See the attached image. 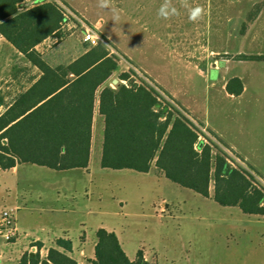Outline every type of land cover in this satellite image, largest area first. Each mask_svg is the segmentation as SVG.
Returning <instances> with one entry per match:
<instances>
[{"label": "trees", "instance_id": "trees-1", "mask_svg": "<svg viewBox=\"0 0 264 264\" xmlns=\"http://www.w3.org/2000/svg\"><path fill=\"white\" fill-rule=\"evenodd\" d=\"M28 1L0 0V36L41 73L12 103L0 96L4 110L0 113V170L23 164L55 171L86 169L96 94L118 71V59L98 46L67 66L50 68L36 47L62 28L64 17L45 1L22 7ZM120 80L132 84L120 85L116 91L105 88L99 95V113L105 121L102 169L148 174L155 162L167 180L184 189L209 198L214 182L218 205L264 216V187L256 177L264 180L258 174L250 168L256 177L233 168L221 152L213 156L210 146L198 142L187 118L171 110L166 100L159 102L151 87L136 84L131 71L122 73ZM227 90L240 95L242 85L232 80ZM96 236L95 260L90 264H148L142 251L130 261L115 234L100 229ZM37 247L36 254L25 253L19 264H78L68 255L72 252L69 241H56L45 260L40 255L42 245Z\"/></svg>", "mask_w": 264, "mask_h": 264}, {"label": "rangeland", "instance_id": "rangeland-1", "mask_svg": "<svg viewBox=\"0 0 264 264\" xmlns=\"http://www.w3.org/2000/svg\"><path fill=\"white\" fill-rule=\"evenodd\" d=\"M39 1L55 5L64 17L62 28L55 33L52 40L48 41L49 46H58L64 40L70 39L77 46H83L84 50L91 49L80 41L82 32H78L75 26L79 24L69 12L78 17L80 15L66 4L67 2L75 5L85 3L88 8V20L92 21L91 23L89 20V24L94 25L93 22H97L100 18L105 20L102 33H107L111 39L113 38L115 46L120 50L118 52L113 49L120 56L113 55L118 59V71L127 70V73L130 71L133 73L132 67L139 69L141 65L152 75L162 73L163 70H165L163 73L165 77L178 74L171 56L157 57L155 50L149 49L147 45L150 42L149 35L183 32L194 35L196 31L204 33L202 30L204 24L201 22L198 24L199 27H196L188 20L187 9L181 7L180 3L176 4V0H172V4L177 7L179 15L168 19L169 21L159 18L156 22L149 19L157 17V9L163 0H114L120 15V19L116 22L113 20L111 11L97 7V0H67V2L66 0H30L22 7H33ZM243 1L245 5L247 0ZM119 2L121 6L116 4ZM143 6L148 9L147 12H142ZM226 10L228 21L235 16L239 17V11L243 16L245 14L244 6L227 7ZM181 19L183 22L180 23ZM234 25L235 23H228L227 28H233ZM140 42L148 55L140 52L142 48ZM144 45L147 46L146 49ZM217 60L223 67V62H227L229 58L222 56L217 57ZM31 68L25 57L0 36V96L8 99V104L27 88L26 80L33 75L30 72ZM120 75L118 73L113 75L111 80L120 81V85L125 86L132 84V81L120 80ZM179 79V83L173 82V78L170 80L172 88L175 91L188 89L186 80ZM206 80L210 78L207 77ZM140 82L147 85L143 80ZM118 83L111 85L118 87ZM205 85V81H196L190 89L191 95L196 96L199 106L204 105V99L207 96ZM180 96L183 98L182 95ZM162 102L165 103V100ZM171 102L167 101L166 105H169L171 110L173 108L177 110ZM211 145L213 156L219 152L225 156L223 149L217 143L212 142ZM243 167L245 172L253 175L248 166L244 164ZM35 170L34 174L29 171L28 173L33 175L30 174L28 177L26 172L21 171L17 179H9V182L18 184L13 193L19 192L21 195L26 187H34L31 190L32 194L39 196V198L27 200L29 202L27 208L32 211L31 214L29 213L31 216L26 217L25 212L16 214L18 227L23 231L31 232L32 237L44 240L48 236V232L43 231L48 220L51 217H58L57 219L64 217L61 211L67 209L71 212L66 218L68 220L61 221L62 227L57 229L52 227V229L60 231L65 225L70 229L68 238L75 244H79L83 237L96 241L97 230L103 228L117 235L125 254L130 258L135 259L138 251H142L149 264H243V258L232 257L233 250H237V243L239 249L248 247L253 250L249 252L253 259L246 264H253L255 260L257 249H254V246L259 248L257 256L259 263L264 264L261 250L264 238L261 234L262 229L256 225V221L247 217H242L244 218L242 222H239L238 217L231 219L228 211L218 212L223 207L213 200L206 199L168 180L155 178L153 174L102 169L100 158L96 154L91 160L90 174L71 173L73 177L53 178L44 174V171L39 168ZM10 177L7 175L3 178ZM3 180L0 175L1 186H4ZM43 187L59 191L60 196L50 190L39 193ZM15 201V196L7 198L4 187L0 188V213L14 209ZM234 212L243 216L239 209L232 211L233 214ZM19 232L20 240L26 244V238L20 229ZM11 242L5 241L0 234V263L2 264L4 262L14 264L11 260H14L17 255L16 251L19 252L22 249L21 245L16 248L10 244ZM215 250L216 256L213 255Z\"/></svg>", "mask_w": 264, "mask_h": 264}, {"label": "crops", "instance_id": "crops-1", "mask_svg": "<svg viewBox=\"0 0 264 264\" xmlns=\"http://www.w3.org/2000/svg\"><path fill=\"white\" fill-rule=\"evenodd\" d=\"M179 3L180 0H176V4ZM189 3L192 6L199 5L205 9L203 18L197 22H192L196 27H199L198 24L202 22L204 24V29H202L204 33H198L197 31L194 35H188L185 32L166 35L152 33L149 35L150 42L147 43L149 49L155 50V56H171L170 58L173 60L178 74L174 76L167 75L165 77L163 74L165 70H163L162 73L158 72L156 75H152L150 71L144 69L141 65L138 70L142 72L153 85L157 88L160 87L159 89L172 101L176 108H180L184 113L189 114L191 118L201 124L205 130L213 133L225 148L233 151L248 168L264 180V0H247L245 5L243 4V0H189ZM66 4L74 10V12L79 14L85 22L89 23L91 21V19H89L90 21L88 20V8L85 6V3L75 5L74 3L67 2ZM116 4L117 6H121L120 2ZM237 6H244L245 14L243 16L239 11L240 16L229 19V21H232V19L234 20L229 22L226 16V9L227 7ZM144 7L145 6L141 7V9H143L142 12H147L148 9ZM212 12L214 13L213 16ZM149 20L156 22L159 18L154 17ZM103 22H105V20L100 18L97 22L93 23L94 25L101 26L100 33L103 38L108 42L110 47L119 52L120 50L115 46L112 40L113 38L111 39V36L107 33H105L106 35L102 33ZM179 22L181 23L183 20L181 19ZM228 23H235V25L233 28L230 27L228 29ZM75 26L78 28V32H81L79 26ZM144 29L146 30V27H144ZM54 36L55 34L36 47L37 53L52 69H56L60 66H67L82 57L88 51L84 50L83 46H77V44L70 39L64 40V42H61L58 46H49L47 43L52 40ZM140 47H142L140 48V52L148 55V52L143 50V44H141V42ZM144 47L146 49L147 46L144 45ZM222 56L229 58L227 62H223V67L221 66V62L217 60V57ZM31 69L30 72L33 75L30 79L26 80V90L41 77V73L36 68ZM117 73L118 75L127 73V70H121L115 74ZM207 77L210 78V80L207 81ZM172 78L175 83L180 82L179 78H182L183 81L186 80L188 89L175 91V89L172 88V82L170 83ZM232 80H239L241 83L242 92L240 95H233L228 92L227 87ZM196 81H205L206 84L207 96L202 106L198 105L196 96L190 93L191 86L195 84ZM118 82L119 87L120 81ZM112 83L113 85L115 84V79L107 82L96 94L88 168L55 171L46 167L23 164L17 165L14 169L9 171L4 172L0 170V175L2 179H4V186L0 184V188L4 187L7 198H11L12 196L16 198L14 209L8 211L14 214L18 232L20 229L23 236L26 238L25 241H27V243L24 244L18 235V238L13 239L10 243L12 246H16V248L19 245L22 246L19 252L16 251L17 253L15 254L17 255L14 257V260H11L14 261V264H19L25 253L29 252L36 254L38 252V244L42 245L40 255L41 258L45 260L49 250L51 248H56V241L59 239L71 243L72 252L68 253V255L78 264H90V262L95 260V249L98 243L97 236L96 241L83 237L79 244H75L68 238L70 229L65 227V225L60 231H53L52 227L56 229L62 227L63 224L61 221L68 220L66 218L70 216L71 212L67 209L60 210L61 213L64 214V217L60 219H57L58 217H51L50 220H48L47 226L43 230L45 233L48 232V236H46L44 240L38 237H32L33 234L31 232L23 231L18 227L19 224H17L16 214L25 212L27 213L25 214L26 217L31 216L29 213L31 214L32 211L27 208L29 204L27 200L34 197L39 198V196H34L32 194L31 190L34 189V187H26L21 195L19 192L15 194L13 191L17 189L18 184H16L17 182L12 181L11 183L9 181L12 178L17 179L21 171L26 172V177H28L30 174H34L36 171L35 169L38 168L44 171V174L53 178L73 177L71 173L83 172L90 174V165L94 154L98 155L100 158L101 166L105 121L104 117L99 113V95L105 88L116 91L118 87L112 86ZM237 89H234L235 92H237ZM180 95H182L185 100ZM7 100L8 99L5 98L6 103ZM3 112L4 110L1 108L0 113ZM29 171L32 173H28ZM150 174H153L155 178L167 180L164 173L156 167L155 162L147 175ZM7 175L11 177L8 179L3 178ZM46 190L52 191L50 188L43 187L39 193ZM52 192L60 196L59 191ZM209 194L210 197L206 199L214 201L213 183H211ZM235 209L238 210L239 208L223 207L221 210H218V212L228 211L230 218L233 219L238 217L239 222H242V219H244L242 217H247L256 221V225H258V227L260 226L259 228L262 229L261 234L264 238V216L244 214L240 209L241 215L243 216H239L237 212H234L235 214L232 213ZM4 211H2L0 215ZM223 221H225V219H223ZM248 221L251 222V220ZM109 233L115 234L114 232ZM236 246L237 250H233L232 257L243 258V264L251 262L253 257L249 252L253 251L252 248L245 247L239 249L238 243ZM120 247L124 252L121 244ZM253 248L257 250L255 251V260L252 263L260 264V260L257 258L259 248L256 246ZM261 250L264 256V245ZM125 255L132 262L137 258V255L135 259L130 258L127 254ZM213 255H217L216 250L213 251ZM144 259L149 264L145 257ZM4 264L6 263L4 262Z\"/></svg>", "mask_w": 264, "mask_h": 264}, {"label": "built area", "instance_id": "built-area-1", "mask_svg": "<svg viewBox=\"0 0 264 264\" xmlns=\"http://www.w3.org/2000/svg\"><path fill=\"white\" fill-rule=\"evenodd\" d=\"M69 14L77 21L79 24V28L81 29L82 35L80 41L82 44L90 47L95 48L98 46L106 47L110 53V55L119 56L116 51L113 50L112 47L109 46L108 42L103 38V36L100 33L99 25H91L87 22H85L82 18L78 17L74 13ZM120 57V56H119ZM133 73H131V78L133 81H135L136 84H140V81H145L149 87H153V90L156 92L157 99L159 102L163 103V100H167L168 102H171L155 85H153L146 76L140 72L138 69L132 67ZM172 103V102H171ZM173 104V103H172ZM174 105V104H173ZM177 110L181 112L187 118L189 123L192 126V129L195 131V133L198 136V142L200 144H203L205 146L212 147L211 143H217V145L220 146L221 149H223L225 153V158L230 166L236 169H242L243 162L241 159L231 150L225 148L223 144H221L218 140V138L211 132L205 130V128L199 124L196 120L191 118L189 114L184 113L180 108ZM251 172V171H250ZM252 173V172H251ZM253 174V173H252ZM254 175V174H253ZM256 179L259 181V183L264 187V181L260 180L256 177ZM0 234L7 242H11L13 239L18 238L19 232L16 227V220L14 217V214L10 211H4L0 215Z\"/></svg>", "mask_w": 264, "mask_h": 264}, {"label": "clouds", "instance_id": "clouds-1", "mask_svg": "<svg viewBox=\"0 0 264 264\" xmlns=\"http://www.w3.org/2000/svg\"><path fill=\"white\" fill-rule=\"evenodd\" d=\"M180 6L187 9L188 19L191 22L201 20L205 14V9L202 6H192L189 0H180ZM97 7L111 11L115 22L120 19L119 10L115 6L114 0H97ZM177 15H179V11L172 4V0H163V3L157 9V17L164 20H168Z\"/></svg>", "mask_w": 264, "mask_h": 264}, {"label": "water", "instance_id": "water-1", "mask_svg": "<svg viewBox=\"0 0 264 264\" xmlns=\"http://www.w3.org/2000/svg\"><path fill=\"white\" fill-rule=\"evenodd\" d=\"M118 83V81L115 80V84Z\"/></svg>", "mask_w": 264, "mask_h": 264}]
</instances>
